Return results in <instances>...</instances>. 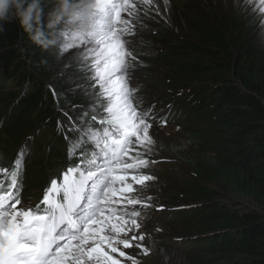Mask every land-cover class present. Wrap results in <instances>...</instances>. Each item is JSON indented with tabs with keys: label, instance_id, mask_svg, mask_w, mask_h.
<instances>
[{
	"label": "trees",
	"instance_id": "trees-1",
	"mask_svg": "<svg viewBox=\"0 0 264 264\" xmlns=\"http://www.w3.org/2000/svg\"><path fill=\"white\" fill-rule=\"evenodd\" d=\"M78 1L86 0H0V102L7 107L0 115V172L6 175L0 178V193L11 181L17 194L30 186L36 191L26 196L41 210L59 191L78 189L72 176H83L78 165L87 145L75 137L96 119L87 104L93 95L66 92L65 81L53 71L65 69L63 76L73 77L74 84L90 79L63 50L86 37L82 24H94L87 20L100 21L97 8L88 12ZM188 1L191 5L181 7L189 11L186 23L164 15L153 17L154 23L141 20L137 37L149 42L138 45L140 50L157 51L144 58L145 73H157L151 66L169 67L166 77L172 82L161 80L159 89H188L179 103L189 107L191 116L182 127L194 151L183 157L192 178L181 186L204 207L181 220L163 221L166 237L214 234L212 241L205 238L187 252L191 264H264V32L248 33L257 18L247 22L243 4ZM26 149H34V155L22 162ZM153 177L164 184L174 181ZM242 200L255 209L237 207Z\"/></svg>",
	"mask_w": 264,
	"mask_h": 264
},
{
	"label": "rangeland",
	"instance_id": "rangeland-1",
	"mask_svg": "<svg viewBox=\"0 0 264 264\" xmlns=\"http://www.w3.org/2000/svg\"><path fill=\"white\" fill-rule=\"evenodd\" d=\"M101 1H78L80 3L78 7L89 12L99 7ZM117 1L122 3L124 11L120 21L114 24L115 26L109 25L107 21L87 20L86 23L94 24L90 26H86L85 23L82 24L87 30L86 37H84L86 40L66 43V48H63L66 51L65 55L70 57V60L82 64V69H85L86 74L90 73V79L83 84H74L73 77L63 76L66 73L65 69L59 68L53 70L54 75L57 79L65 81L63 85H65L64 90L66 92L77 91L85 95L92 94L93 96L88 99L87 104L95 113H105L116 119H124L134 127L136 150L129 156L137 158L142 154L158 153L163 162L160 164L161 171L168 168L170 174L174 176V181L164 184L151 175L118 174L114 178L116 180L109 183V186L104 190L101 201L112 197L124 201L157 193L169 205H172V201L179 203L181 200H189L187 204H192L196 197L190 194L187 188H183L181 184L192 178L191 167L184 158L188 155L191 156V152L194 150L186 140L182 125L180 127L172 125L163 127L139 120L136 117V112L148 111L151 104L156 102L158 105L161 104L169 90H165V85L159 89L161 80L167 84L172 82V79L166 77V72L169 73L167 66H151L150 69L157 71L155 75H149L143 71L146 66L144 61L146 55L143 53L152 52L156 49L154 47L142 50L138 48V45L149 44L146 39L137 38L141 34L140 30H142L140 29L142 25L140 21L144 20L146 24L154 23V18L162 20L164 15L168 20L175 19L184 24L189 11L183 8L186 5H191V3L188 0ZM204 1L208 5L212 3L218 7L233 3L239 4V6L243 4L242 11L246 12V18H248L246 21L252 25L254 19L257 18V23L248 30V33L250 35L256 33L259 36L264 32V0ZM204 13L206 14V12ZM215 13L217 14V10ZM76 30L80 31L78 28ZM149 30L151 29L149 28ZM170 33H174V31L172 30ZM58 49L61 50V47ZM205 84L208 86V83ZM176 91L174 90V92ZM3 106L4 103L0 102V115L7 113V107L4 108ZM186 127L190 128L188 125ZM34 151V149H29V155L21 160L24 162L28 157L32 159ZM24 165H29V161ZM33 171L34 175L37 176L36 170ZM187 175L186 181L184 178ZM5 176V173L1 171L0 178ZM158 176L161 177V175ZM37 177L32 179V183H37ZM77 180L82 181L81 177L77 175L72 177L74 184ZM82 183L84 182L82 181ZM35 191L26 185L19 189L18 205L14 206L16 203L14 201L15 203H9L6 209V217L10 222L17 220L22 213L21 208L31 198H28L26 194L31 195ZM228 201L223 199L222 202H226L230 206L234 205L233 202ZM237 207L255 209L245 200H242V204ZM1 222L0 229H9L5 220H1ZM166 224L130 219L118 214L102 212L89 223L83 224L78 237L67 241L44 264H188L187 262L191 264V260H185L187 254L185 248L180 251L163 249L160 240L168 232V228H165L167 227ZM20 256L22 259L27 258L28 260H31L32 257L30 252H21ZM232 258L236 260V257Z\"/></svg>",
	"mask_w": 264,
	"mask_h": 264
},
{
	"label": "bare ground",
	"instance_id": "bare-ground-1",
	"mask_svg": "<svg viewBox=\"0 0 264 264\" xmlns=\"http://www.w3.org/2000/svg\"><path fill=\"white\" fill-rule=\"evenodd\" d=\"M121 15H122V13H121Z\"/></svg>",
	"mask_w": 264,
	"mask_h": 264
}]
</instances>
